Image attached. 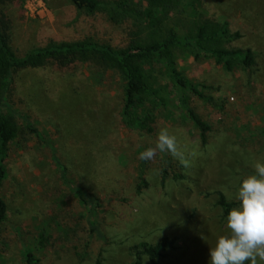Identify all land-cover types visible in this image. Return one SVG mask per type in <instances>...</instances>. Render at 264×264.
<instances>
[{
  "label": "rangeland",
  "instance_id": "1",
  "mask_svg": "<svg viewBox=\"0 0 264 264\" xmlns=\"http://www.w3.org/2000/svg\"><path fill=\"white\" fill-rule=\"evenodd\" d=\"M201 1L206 17L239 34L231 47L252 51L255 63L227 71L209 57L179 58L182 74L204 85L213 98L212 103L190 100L211 130L203 142L181 111L160 116L156 136L161 129L175 135L187 166L157 152L147 163L145 185L140 182L141 140L121 116L125 81L118 71L85 63L67 73L51 66L15 73L10 104L52 139L71 181L100 198L103 206L95 219L103 238L91 236L84 220L76 229L60 226L67 218L76 225L67 215L74 199L50 151L16 115L19 135L9 147L0 192L8 207L0 223V264H26L27 248L36 264H96L98 259L131 264V247L166 237L175 238L176 247L157 264H209L210 248L229 233L220 194L237 207L242 181L255 174L257 162L264 163V0ZM43 2L45 11L38 14L25 9V1L3 7L10 46L18 55L51 42L91 41L123 49L137 32L135 17L111 21L100 12L78 11L70 0ZM128 6L139 9L140 2L128 0ZM163 154L171 159L168 166ZM164 166L168 174L161 183ZM42 233L49 237L44 248ZM143 264L151 263L146 258Z\"/></svg>",
  "mask_w": 264,
  "mask_h": 264
},
{
  "label": "trees",
  "instance_id": "2",
  "mask_svg": "<svg viewBox=\"0 0 264 264\" xmlns=\"http://www.w3.org/2000/svg\"><path fill=\"white\" fill-rule=\"evenodd\" d=\"M13 1L16 0H0V192L7 178L5 162L9 147L19 135V126L15 119L18 115L25 122L28 131L50 151L58 168L60 181L74 199L67 215L76 220V225L70 223V218H67L62 220L60 226L76 229L84 220L91 236L103 238L95 219L97 210L103 206L100 198L71 181L68 169L62 163L52 139L41 132L27 115L10 104L8 98L13 88L15 73L47 66L67 73L85 63L118 71L125 81L121 116L125 126L141 140L143 152L155 144V126L158 118L169 117L175 111H181L182 116L192 122L200 131L203 142L211 130L208 122L202 120L190 105V100L191 97H197L212 103L213 98L207 95L204 85L195 83L182 74L177 67L179 58H193L199 61L209 57L225 70L233 71L237 66L244 69L252 67L255 55L250 50L231 47V43L239 38V34H232L227 23L206 17L201 0H139V9L130 8L128 0H70L78 11L91 15L100 12L111 21L135 17V37L123 49L91 41L51 42L44 47L18 55L10 46V22L3 9ZM165 79L168 81L166 85L163 83ZM262 132L264 135V130ZM161 157L164 164H171L167 154ZM147 163L148 161L142 160L140 163V182L143 185L146 184L143 175ZM167 166H164L161 183L166 180ZM176 176L182 178L180 174ZM220 205L224 207L226 216L233 207L222 194ZM7 214L8 207L0 196V223L7 219ZM48 243L49 237L42 233L40 247L44 248ZM175 247L176 239L168 237L155 244H137L131 247L134 254L131 264H143L146 258L151 264H157L166 251L174 250ZM24 258L26 264L37 263L30 248L25 249ZM96 264L103 262L98 259ZM246 264H250V261Z\"/></svg>",
  "mask_w": 264,
  "mask_h": 264
},
{
  "label": "clouds",
  "instance_id": "3",
  "mask_svg": "<svg viewBox=\"0 0 264 264\" xmlns=\"http://www.w3.org/2000/svg\"><path fill=\"white\" fill-rule=\"evenodd\" d=\"M157 152L168 153L187 166V160L180 150L177 137L161 129L155 140V147L141 152L138 159L154 160ZM255 174L245 178L239 186L237 207L227 214L228 235L218 238L215 247L210 248L209 264H258L264 262V163L254 165Z\"/></svg>",
  "mask_w": 264,
  "mask_h": 264
},
{
  "label": "built area",
  "instance_id": "4",
  "mask_svg": "<svg viewBox=\"0 0 264 264\" xmlns=\"http://www.w3.org/2000/svg\"><path fill=\"white\" fill-rule=\"evenodd\" d=\"M25 1V9L29 12L40 13L45 11V5L43 0H24ZM34 10V11H33Z\"/></svg>",
  "mask_w": 264,
  "mask_h": 264
}]
</instances>
